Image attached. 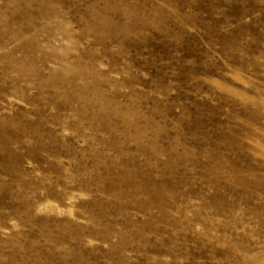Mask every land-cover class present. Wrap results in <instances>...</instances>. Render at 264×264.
<instances>
[{"label": "rangeland", "instance_id": "1", "mask_svg": "<svg viewBox=\"0 0 264 264\" xmlns=\"http://www.w3.org/2000/svg\"><path fill=\"white\" fill-rule=\"evenodd\" d=\"M0 264H264V0H0Z\"/></svg>", "mask_w": 264, "mask_h": 264}]
</instances>
